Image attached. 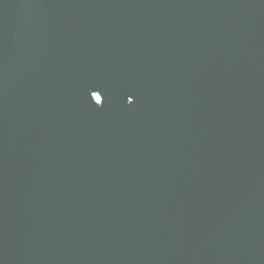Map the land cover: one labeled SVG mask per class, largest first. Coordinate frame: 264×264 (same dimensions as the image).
Here are the masks:
<instances>
[{
	"label": "water",
	"instance_id": "1",
	"mask_svg": "<svg viewBox=\"0 0 264 264\" xmlns=\"http://www.w3.org/2000/svg\"><path fill=\"white\" fill-rule=\"evenodd\" d=\"M0 264H264V0H0Z\"/></svg>",
	"mask_w": 264,
	"mask_h": 264
}]
</instances>
